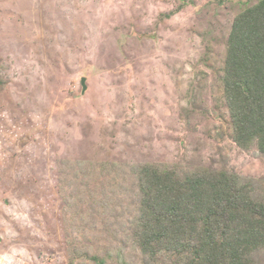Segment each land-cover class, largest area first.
<instances>
[{"label":"rangeland","instance_id":"374dc122","mask_svg":"<svg viewBox=\"0 0 264 264\" xmlns=\"http://www.w3.org/2000/svg\"><path fill=\"white\" fill-rule=\"evenodd\" d=\"M258 2L0 0V264H147L145 165L234 172L264 195L223 84L234 19Z\"/></svg>","mask_w":264,"mask_h":264},{"label":"trees","instance_id":"16d2710c","mask_svg":"<svg viewBox=\"0 0 264 264\" xmlns=\"http://www.w3.org/2000/svg\"><path fill=\"white\" fill-rule=\"evenodd\" d=\"M234 142L264 154V0L234 19L224 68ZM135 245L147 264H258L264 252V195L234 172L139 169ZM105 264L103 259H96Z\"/></svg>","mask_w":264,"mask_h":264},{"label":"water","instance_id":"95a60500","mask_svg":"<svg viewBox=\"0 0 264 264\" xmlns=\"http://www.w3.org/2000/svg\"><path fill=\"white\" fill-rule=\"evenodd\" d=\"M85 82H86V79L83 78V79H82V86H83V91H84V92H85L86 89H87V87H86V85H85Z\"/></svg>","mask_w":264,"mask_h":264}]
</instances>
